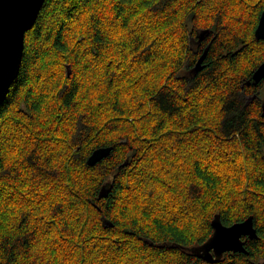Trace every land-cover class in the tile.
Wrapping results in <instances>:
<instances>
[{"label":"trees","instance_id":"obj_1","mask_svg":"<svg viewBox=\"0 0 264 264\" xmlns=\"http://www.w3.org/2000/svg\"><path fill=\"white\" fill-rule=\"evenodd\" d=\"M263 10L45 0L0 105V264H264ZM216 214L254 216L248 253L196 254Z\"/></svg>","mask_w":264,"mask_h":264},{"label":"water","instance_id":"obj_2","mask_svg":"<svg viewBox=\"0 0 264 264\" xmlns=\"http://www.w3.org/2000/svg\"><path fill=\"white\" fill-rule=\"evenodd\" d=\"M45 0H0V105L4 101L13 81L17 78L22 64L25 35L30 30L40 13ZM210 34L209 29L199 32V42ZM256 39H264V10L261 13L259 23L255 29ZM209 46L198 59L194 74L201 71L206 65ZM68 75L71 74L70 67ZM264 79V62L255 70L252 80L247 82L257 85ZM112 146L95 149L88 158V163L94 165L108 156ZM110 187L104 185L99 197L107 196ZM213 234L201 246L197 247L196 254L203 260L214 263L220 260L225 252L248 253L245 247L244 237L257 238L258 232L254 224V216L251 215L243 221L226 225L219 214L212 220ZM186 264H199L196 261Z\"/></svg>","mask_w":264,"mask_h":264},{"label":"bare ground","instance_id":"obj_3","mask_svg":"<svg viewBox=\"0 0 264 264\" xmlns=\"http://www.w3.org/2000/svg\"><path fill=\"white\" fill-rule=\"evenodd\" d=\"M246 57H247V55H246ZM246 57H245V58H246ZM246 59H247V58H246ZM246 59H245V60H246ZM245 60H244V61H245ZM241 63H242V59H241ZM243 65H245V63H244ZM243 65H242V66H243ZM133 110H134V109H133ZM131 111H132V110H131ZM131 111H130V112H131ZM259 159H261V158H259ZM255 163H256V161H255ZM257 165H258V164H257ZM257 165H256V166H257ZM44 210H45V209H44ZM49 212H50V211H49ZM46 214H47V213H46ZM46 214H45V215H46ZM135 214H136V213H135ZM46 216H48V215H46Z\"/></svg>","mask_w":264,"mask_h":264},{"label":"rangeland","instance_id":"obj_4","mask_svg":"<svg viewBox=\"0 0 264 264\" xmlns=\"http://www.w3.org/2000/svg\"><path fill=\"white\" fill-rule=\"evenodd\" d=\"M68 67H70V72L72 73V68H71V65H67V73H68V71H69V68ZM71 75V74H70Z\"/></svg>","mask_w":264,"mask_h":264}]
</instances>
